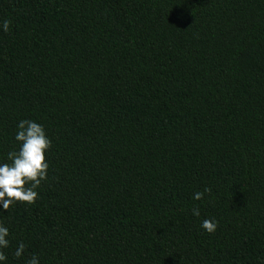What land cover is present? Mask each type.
Masks as SVG:
<instances>
[{
	"label": "trees",
	"instance_id": "trees-1",
	"mask_svg": "<svg viewBox=\"0 0 264 264\" xmlns=\"http://www.w3.org/2000/svg\"><path fill=\"white\" fill-rule=\"evenodd\" d=\"M4 19L0 162L22 119L52 140L35 203L0 209L8 264H264V0H0Z\"/></svg>",
	"mask_w": 264,
	"mask_h": 264
},
{
	"label": "clouds",
	"instance_id": "clouds-1",
	"mask_svg": "<svg viewBox=\"0 0 264 264\" xmlns=\"http://www.w3.org/2000/svg\"><path fill=\"white\" fill-rule=\"evenodd\" d=\"M10 30V21L4 19L0 23V31L5 33ZM14 140L18 144V150L9 151L6 154L10 163L0 162V209L8 210L17 202L35 203L38 198V189L42 181L48 179L49 162L47 154L51 150L52 140L47 135L43 124L35 120L22 119L16 125ZM210 189L203 192H195L194 200H201ZM194 216H199L198 208L192 210ZM201 228L208 233H213L218 222L214 219H204ZM11 244L9 228L0 223V264H8V255L5 249ZM25 253V244L18 243L13 257L19 259ZM26 264H40L36 255L27 259Z\"/></svg>",
	"mask_w": 264,
	"mask_h": 264
}]
</instances>
